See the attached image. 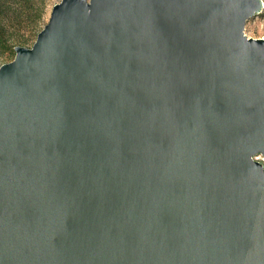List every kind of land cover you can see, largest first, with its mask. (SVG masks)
I'll use <instances>...</instances> for the list:
<instances>
[{"label": "water", "instance_id": "obj_1", "mask_svg": "<svg viewBox=\"0 0 264 264\" xmlns=\"http://www.w3.org/2000/svg\"><path fill=\"white\" fill-rule=\"evenodd\" d=\"M263 6L55 3L0 65V264H264Z\"/></svg>", "mask_w": 264, "mask_h": 264}, {"label": "rangeland", "instance_id": "obj_2", "mask_svg": "<svg viewBox=\"0 0 264 264\" xmlns=\"http://www.w3.org/2000/svg\"><path fill=\"white\" fill-rule=\"evenodd\" d=\"M58 2L60 0H10L5 13V44L12 48L17 45L31 47L37 33L48 22L53 5ZM16 13H20L19 16ZM244 32L250 37L264 38V6L259 14L246 21ZM14 55V49L12 52L0 45V65L11 61Z\"/></svg>", "mask_w": 264, "mask_h": 264}, {"label": "trees", "instance_id": "obj_3", "mask_svg": "<svg viewBox=\"0 0 264 264\" xmlns=\"http://www.w3.org/2000/svg\"><path fill=\"white\" fill-rule=\"evenodd\" d=\"M9 1L10 0H0V45L5 48L6 50H10L13 52L12 46L6 45L4 42V33H5V13L7 12V9L10 7L9 6ZM22 7V5H21ZM25 9V7H24ZM18 14V15H17ZM20 13H16V16H19ZM39 15V14H37Z\"/></svg>", "mask_w": 264, "mask_h": 264}, {"label": "built area", "instance_id": "obj_4", "mask_svg": "<svg viewBox=\"0 0 264 264\" xmlns=\"http://www.w3.org/2000/svg\"><path fill=\"white\" fill-rule=\"evenodd\" d=\"M259 158V157H258ZM260 159V158H259Z\"/></svg>", "mask_w": 264, "mask_h": 264}]
</instances>
